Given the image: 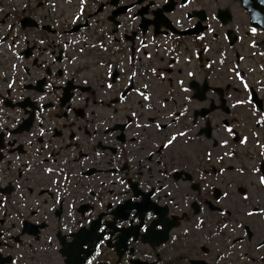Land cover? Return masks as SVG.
Returning a JSON list of instances; mask_svg holds the SVG:
<instances>
[{
  "label": "flooded vegetation",
  "instance_id": "1",
  "mask_svg": "<svg viewBox=\"0 0 264 264\" xmlns=\"http://www.w3.org/2000/svg\"><path fill=\"white\" fill-rule=\"evenodd\" d=\"M264 0H0V264H264Z\"/></svg>",
  "mask_w": 264,
  "mask_h": 264
},
{
  "label": "snow or ice",
  "instance_id": "2",
  "mask_svg": "<svg viewBox=\"0 0 264 264\" xmlns=\"http://www.w3.org/2000/svg\"><path fill=\"white\" fill-rule=\"evenodd\" d=\"M262 183H264V179H262V181H261Z\"/></svg>",
  "mask_w": 264,
  "mask_h": 264
}]
</instances>
